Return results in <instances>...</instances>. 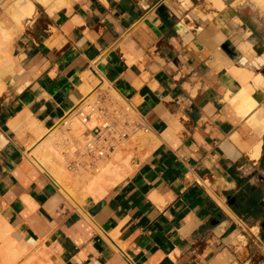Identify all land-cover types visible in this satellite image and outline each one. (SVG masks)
I'll use <instances>...</instances> for the list:
<instances>
[{
    "label": "crops",
    "instance_id": "0c3cea01",
    "mask_svg": "<svg viewBox=\"0 0 264 264\" xmlns=\"http://www.w3.org/2000/svg\"><path fill=\"white\" fill-rule=\"evenodd\" d=\"M220 1L0 0V264H264V12ZM240 69L257 86L245 117ZM90 75L150 151L78 207L29 162L27 125L54 127Z\"/></svg>",
    "mask_w": 264,
    "mask_h": 264
},
{
    "label": "bare ground",
    "instance_id": "6f19581e",
    "mask_svg": "<svg viewBox=\"0 0 264 264\" xmlns=\"http://www.w3.org/2000/svg\"><path fill=\"white\" fill-rule=\"evenodd\" d=\"M237 1H241V0H235V2L234 1L233 2L236 3ZM249 1L251 3H253L261 12H264V0H249ZM211 2H212V5L215 8H217V9H221L223 7V3L220 0H211ZM232 6H234V5H232ZM0 32H2V31L0 30ZM3 32L1 33L3 36H1L0 42L1 41L3 42V39L5 37L4 36L5 33H3ZM9 36H7V37L9 38ZM7 37H5L6 41L8 40ZM3 43H2V45H3ZM5 44L8 45L7 42ZM246 45L247 44H245V46ZM1 46H0V50L3 47V46L2 47ZM5 48L7 49V47H5ZM3 49H4V47H3ZM3 53L5 54V52H3ZM6 55H8L7 52H6L5 55H2V56L6 57ZM5 62H6V59H5ZM242 70L240 69V71H242ZM243 73H244L243 81H244L245 85L244 84L242 85L243 86L242 91L238 95L236 94L237 96H235V98H233V101H231V103L235 106L236 110L239 111L238 113H240V115L245 117L246 114L251 112L252 109L254 107H256V102L252 99L251 93L254 91V89L257 88V86L255 87L253 85H249L248 84V82L252 79V74L251 73H248L247 71H244V70H243ZM253 81H254V79H252V81H250V82L252 83ZM255 83L256 82H254L253 84H255ZM255 85H257V83ZM82 86H81V88H82ZM87 88H88V86H87ZM85 89L86 88H84V90ZM89 95H90V92L85 93V98L88 97ZM119 99H121V98H119ZM83 101L79 102V105H77L73 109V111L75 110L78 113L79 112H84L85 109H87L89 105H86L84 107V109H82V105L84 104ZM252 114H254V113H252ZM66 115H68V113ZM69 115L72 116L73 114H69ZM252 116H250V117L252 118ZM260 121H261V119H260ZM76 122H77V119H76L75 122H73V120H72V121H70V123L68 125L66 124V127L67 126L68 127H67V129L65 128L66 129L65 131H62V130L54 131L56 129L57 124L54 127H51V129L45 130L43 128L37 127V125L34 122L29 123V125H27V127L29 128V130L35 136V140H36L35 143H37V144H36L34 150L33 149L30 150V148L28 147V149H27V158H28V160L32 159L34 162H37L40 165V167L42 168V170L45 173V175L50 180L55 182L56 185L63 192H65V194L67 195L68 200L71 203H73L74 205H76L78 207H81L82 203H84V201L86 199H88V198H98V199L101 198L102 196H104V194L107 193V191L110 188L112 189L113 186H115L117 183H119L121 180H123V178L125 176H127V174H126L127 173V168L129 166L128 162H130L129 161L130 160L129 157H132L130 155L132 153H134V151L132 149H131L132 150L131 151V150H128V149L124 148L125 146L123 148L117 147L111 153V157H110L109 160L100 162L101 165H100L99 168H97L98 170L95 168V171L93 172L91 169H89L87 171V170H84L83 168L80 167V169L78 168L79 170L77 169L76 172L73 171L72 174L70 172H69L70 174H68L67 171L65 170V168L63 167L64 158H63V156H61V154L59 152L60 149H62V150L65 149V147H64L65 145L63 146V144H67V143L69 144L70 143V145L72 146L75 143V142L72 141V137L73 136L76 137L77 139H80L82 141L81 137H82V133H83V130H82L83 127L85 129V127L88 128L91 125L95 126V124L97 123L95 118H92L87 123H84L80 119V121L77 122L78 125L80 126V129H79L77 127V123ZM261 122H263V123H261V125H260L261 126V131L260 132L264 131V118L262 119ZM24 124H27V123H24ZM136 134H138V133H136ZM234 138L236 139V137H234ZM73 140H74V138H73ZM80 140H79V142H80ZM236 142H237V139H236ZM123 144H124V142H123ZM258 145H260V143H258ZM258 145H256L257 149H259ZM61 146H63L64 148L61 147ZM71 146H68V147H70L71 149H74L75 145H74V147H71ZM256 146H254L253 149H252L253 150L252 154L254 153L255 156H256V152H254V148L256 149ZM68 154H70V151H69ZM71 154H73V153L71 152ZM252 154L249 155V158H250V156H252ZM254 154H253V156H254ZM125 157H127L126 160H124ZM128 158H129V160H128ZM251 158H253V157H251ZM54 159H55V161H54ZM254 160H256V157L254 158ZM120 161L121 162L123 161L125 166H122V163ZM118 163L119 164L121 163V165H119ZM87 169H88V167H87ZM69 188L70 189L73 188L74 190H76L77 194L75 192H73L74 191L73 189L72 190H68ZM65 190H68V192H70V193L66 192ZM59 194H60V196L62 198L67 200V198L63 197V195L60 192H59ZM3 229H4V227H3ZM10 245H11L10 249H12V251H15L14 250V249H16L15 244L14 243H10Z\"/></svg>",
    "mask_w": 264,
    "mask_h": 264
},
{
    "label": "built area",
    "instance_id": "2783aa9c",
    "mask_svg": "<svg viewBox=\"0 0 264 264\" xmlns=\"http://www.w3.org/2000/svg\"><path fill=\"white\" fill-rule=\"evenodd\" d=\"M79 118L87 123L92 118L99 124L87 128L83 134L82 150L76 149L69 167L93 168L97 162L108 158L120 143L138 132H148L149 128L134 107L123 99L101 96L97 104L89 105Z\"/></svg>",
    "mask_w": 264,
    "mask_h": 264
},
{
    "label": "rangeland",
    "instance_id": "374dc122",
    "mask_svg": "<svg viewBox=\"0 0 264 264\" xmlns=\"http://www.w3.org/2000/svg\"><path fill=\"white\" fill-rule=\"evenodd\" d=\"M90 81H91V84H90V88H88L89 90H87L85 93H88V92H90V95L88 96V97H86L85 98V100L83 101L84 102V104L82 105V109H84V107L86 106V105H93V104H97V101H98V99L101 97V96H104V95H106V93H108V97H110V98H117V99H119V97L117 96V95H115V94H113L111 91H107V87H106V85H104L103 87H101L100 88V81H99V79H95L94 77H92L91 75H90ZM91 89V90H90ZM101 89V92H99L98 90H100ZM82 104V103H81ZM80 104V105H81ZM69 114H73L72 116H70ZM73 120V122H75L76 121V119H77V122L78 121H80V119H79V116H78V112L77 111H72L71 113H68V115H65L62 119H60L58 122H57V126H56V129L54 130V131H60V130H62V131H65L66 129H67V127H66V124L68 125L69 123H70V121H72ZM96 121H97V123L95 124V125H98L100 122H99V120L98 119H96ZM76 122V123H77ZM77 127L80 129V126L78 125V123H77ZM91 127H93V125H91V126H89L88 128H91ZM66 128V129H65ZM87 128L85 127V129H84V127H83V133H82V141H83V134H84V131L86 130ZM143 134V135H142ZM73 136V135H72ZM35 137V136H34ZM149 137H150V134L148 133V132H138V134H135V135H133L130 139H128V140H125L124 141V144H123V142L122 143H120V145H118V147H121V148H123L124 146V148H126V149H128V150H133L134 151V153H132L130 156H132V157H129L130 158V160H129V158H128V160L130 161V162H128V164H129V166H128V168H127V173L126 174H128L129 172H130V170L134 167V165L136 164V162H138L139 160H141L149 151H150V146H149V144L147 143V144H143L144 143V139H146L147 138V140H149ZM73 138H74V140H73ZM76 137H72V141L73 142H75L72 146L70 145V143L68 144H63V146L65 147V149H60V154H61V156H63V158H64V165H63V167L65 168V170L67 171V173L68 174H72L73 173V171L74 172H76L77 171V169H73V168H71V167H69V163H70V161L74 158L73 157V155H74V153H75V151H76V149H79V150H82L83 148H82V141L80 140V139H75ZM79 140H80V142H79ZM72 142V143H73ZM130 142V143H129ZM78 143V144H77ZM36 144L37 143H34V147L32 148L33 150L35 149V146H36ZM136 144V145H135ZM74 145H75V147H74ZM122 145V146H121ZM63 146H61V147H63ZM68 146H71V147H74V149H71L70 147H68ZM78 146V147H77ZM63 147V148H64ZM82 148V149H81ZM71 149V150H70ZM70 151V154H68L69 153V151ZM73 150V151H72ZM131 150V151H132ZM68 151V152H67ZM71 152L73 153V154H71ZM112 153V152H111ZM111 153H110V155L108 156V158H105V159H102L101 161H99V163L95 166V167H93V168H88L87 169V167H81V168H83L84 170H89V169H91L93 172L95 171V168L97 169V168H99L100 167V165H101V163L100 162H103V161H107V160H109L110 159V157H111ZM132 158V159H131ZM30 159V158H29ZM127 159V157H125V159L124 160H126ZM132 160V161H131ZM54 161H55V159H54ZM29 162H31V164L32 165H34V166H36L40 171H43L42 170V168L40 167V165L37 163V162H34L32 159H30L29 160ZM121 162V161H120ZM122 163V166H125L124 165V163H123V161L121 162ZM121 163L119 164V165H121ZM103 164V163H102ZM99 165V166H98ZM79 169H80V167H79ZM78 169V170H79ZM98 170V169H97ZM70 172V173H69ZM50 180V179H49ZM55 186H56V188L58 189V192H60L62 195H63V197H65V198H67V195L65 194V192H63L57 185H56V183L55 182H53L52 180H50ZM73 188H69L68 190H72ZM68 190H65L66 192H68ZM74 190V189H73ZM73 192H75L76 194H77V192H76V190H74ZM68 193H70V192H68ZM67 193V194H68ZM67 200H68V198H67ZM69 201V200H68ZM15 257H13V259H14ZM21 258H24L25 259V264H36V256H33V255H27L26 257H19L14 263H16V262H18ZM39 264H43V263H39Z\"/></svg>",
    "mask_w": 264,
    "mask_h": 264
},
{
    "label": "water",
    "instance_id": "95a60500",
    "mask_svg": "<svg viewBox=\"0 0 264 264\" xmlns=\"http://www.w3.org/2000/svg\"><path fill=\"white\" fill-rule=\"evenodd\" d=\"M159 12L161 13V14H163V15H165L166 17L168 16L166 13H165V8H163V7H161L160 9H159ZM178 28H179V26H178ZM180 29H181V27H180ZM231 56H232V58H237V55L235 54V52H231V54H230ZM249 57L251 58V56H246V57H244V58H242L240 61H241V63H245L248 59H249Z\"/></svg>",
    "mask_w": 264,
    "mask_h": 264
}]
</instances>
